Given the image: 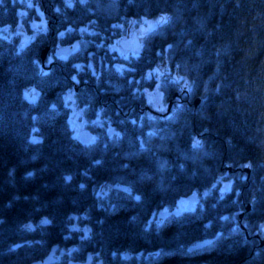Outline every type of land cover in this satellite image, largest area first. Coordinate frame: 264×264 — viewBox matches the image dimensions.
<instances>
[{
    "label": "trees",
    "instance_id": "1",
    "mask_svg": "<svg viewBox=\"0 0 264 264\" xmlns=\"http://www.w3.org/2000/svg\"><path fill=\"white\" fill-rule=\"evenodd\" d=\"M45 1L0 0V26L20 14L31 31ZM65 1L55 25L65 42L82 37L49 68L41 37L0 35V264L54 243L55 264L88 251L105 264H264V0ZM159 15L140 53L111 48L131 19ZM156 87L173 100L163 116L147 107ZM72 89L82 115L105 123H88L90 142L71 124Z\"/></svg>",
    "mask_w": 264,
    "mask_h": 264
},
{
    "label": "rangeland",
    "instance_id": "2",
    "mask_svg": "<svg viewBox=\"0 0 264 264\" xmlns=\"http://www.w3.org/2000/svg\"><path fill=\"white\" fill-rule=\"evenodd\" d=\"M22 2L24 1L25 4L28 5H34L35 2L38 3L39 0H21ZM34 1V2H33ZM41 1V0H40ZM33 2V3H32ZM40 4V3H39ZM37 5V4H36ZM39 13H41V17L38 18V16L34 19V21L36 20L35 23L36 24V28H40L41 30H43V28H45L47 26V18L43 15L42 13V9H41V5H37ZM30 9V7H29ZM161 17L164 18V20L166 19V17L164 15H159L156 17H147V16H142V17H135L133 19H131V32H129V34L132 33L133 30H137L138 34L141 37H144V35L150 31L151 29H153L154 27H156L159 23H161ZM34 22L31 24L33 25ZM39 29V30H40ZM46 30V29H45ZM127 33V32H126ZM125 33V34H126ZM128 33L126 35H129ZM0 35L3 37H6L8 39H14L16 36H19L20 38V44L21 46L29 43L31 41L32 38V33L30 31H28L27 26L23 23L22 18L19 17L18 20L16 21L15 24H4L0 26ZM115 46L118 48L119 44L116 40ZM52 59V56H51ZM47 63L48 59H47ZM156 71L158 72V69H156ZM25 93H27V96L29 98H34L36 97L37 93V89L34 86H29L25 89ZM148 100L150 102V104L152 105V107L156 110H160V111H166L167 107H168V102L164 101L161 96L159 95V89L153 88L152 90H148ZM65 99L68 102L69 105H71V114H70V121L71 124L75 130V133L77 134L78 131L82 128H89L92 131V128L89 127L88 123H93L95 125H98L99 127H105V123L100 121V120H88L87 118H85L82 114V111L80 108H78V106L75 103V96H74V90H70L68 92H66L65 94ZM110 124L106 125V128L109 129L110 128ZM93 132V131H92ZM93 135L96 136V134L93 132ZM230 180V179H229ZM229 180H225L223 179L222 182L223 184H228ZM179 207L180 209H185L187 207V199H181V201L179 202ZM27 226H31L30 224H28Z\"/></svg>",
    "mask_w": 264,
    "mask_h": 264
},
{
    "label": "water",
    "instance_id": "3",
    "mask_svg": "<svg viewBox=\"0 0 264 264\" xmlns=\"http://www.w3.org/2000/svg\"><path fill=\"white\" fill-rule=\"evenodd\" d=\"M120 44L123 48L132 50V51L137 52V53L141 52V50H142V38L138 35V32L136 30H134L131 35L123 37L120 40ZM49 48H50V46L47 45L42 49V52H41V60H42V63L44 65H45V60H46ZM69 51H70V47L68 45L59 46L57 48L58 54L68 53ZM187 82H188V78L186 77L184 80V88L186 87ZM177 94H178V92H176L175 95H177ZM199 101H200V97H196L194 100L195 105H197L199 103ZM172 102L173 101L170 100L166 111L163 112V115L168 114L171 111ZM114 130H115L114 127H111L109 129V133L112 134L114 132ZM78 137L83 142H90L92 139V132L87 128H83V129L79 130ZM226 168H227V173L229 174L232 171V166L229 163H227ZM245 170L248 173L250 172V168L248 166L245 167ZM114 187L126 188L127 185H115ZM188 199L190 200V205H191L193 203V201L198 199L197 193L194 192V193L189 194ZM250 206H251V204L249 203L247 205V209H250ZM166 212L167 211L162 210L160 212V216H165ZM243 215H244V211L240 213V218H242ZM242 226L244 227V224H242ZM213 240H214V237L204 238V239L198 240L195 244L190 246V249L201 247V246H203V245H205V244H207ZM59 249L61 250V252H63V249H61L59 243H54L50 247L49 251L43 257H40L38 259H34V260L30 261L28 264H55V262L58 260L57 253H58ZM128 254L129 253H126V255H128ZM68 264H105V263H104L103 257L95 258L94 254L91 251H88L86 254V257L83 259L69 258Z\"/></svg>",
    "mask_w": 264,
    "mask_h": 264
},
{
    "label": "flooded vegetation",
    "instance_id": "4",
    "mask_svg": "<svg viewBox=\"0 0 264 264\" xmlns=\"http://www.w3.org/2000/svg\"><path fill=\"white\" fill-rule=\"evenodd\" d=\"M71 4L74 3V1L76 0H70ZM81 2V0H79ZM86 0H83V2H85ZM66 4H68V1H65ZM82 2V3H83ZM44 12L46 13L47 10H49V13L51 15L47 16V26L45 28H43V30H36V32H32L33 33V37H41L43 39V42H44V45H49L50 48H49V51H48V54H47V59H49V57L52 56V59H51V62H55L56 58L58 57H65L67 56L68 54H70L71 52H74L77 48H78V43H79V38L82 37V34L79 32L80 36L75 34L74 33V40L70 43L68 42H65L66 40V28L65 27H59L57 28V25L55 21H59L60 20V8L58 5H55L54 2L50 1V7L48 9V6L44 7ZM91 10V9H90ZM52 16H54L55 18H53ZM71 29H75L76 27H69ZM79 29L83 28V26H79L78 27ZM46 29V30H45ZM122 29V27H121ZM64 33L63 36H60L59 33ZM129 34V32H131V25H129L126 29V31L124 33H121L117 36H113V40L111 41L110 43V46L113 50L117 51V54H122V55H128L130 53H133L131 50H127L125 48H123L120 44V40L126 36L127 33ZM126 33V34H125ZM110 37V36H109ZM116 40L119 44V47L117 48L115 46V43H116ZM60 45H69L70 46V52L69 53H66V54H57L56 53V49L58 46ZM48 63L46 62V65ZM151 112L153 114H157V115H161L163 116V111H160V110H156V109H150ZM160 218V217H159Z\"/></svg>",
    "mask_w": 264,
    "mask_h": 264
},
{
    "label": "snow or ice",
    "instance_id": "5",
    "mask_svg": "<svg viewBox=\"0 0 264 264\" xmlns=\"http://www.w3.org/2000/svg\"><path fill=\"white\" fill-rule=\"evenodd\" d=\"M81 2H83V0H81ZM29 7H31V5H29ZM163 21H164V18L161 17V22H163ZM33 27L35 28L36 25L34 24ZM59 35H60V36H63L64 33L61 32V33H59ZM57 54H58V53H57ZM62 58H66V57H62ZM48 62H49V63L51 62V57H49ZM74 67L79 68L80 65H74ZM154 71H155V70H154ZM72 79L75 80V79H76L75 76H73ZM25 95H27V93H25ZM150 102H151V100H150ZM66 179H70V177H68V178H66ZM81 187H83V185H81ZM136 198L139 199V197H136ZM44 222L47 223V221H44ZM262 227H264V226H262Z\"/></svg>",
    "mask_w": 264,
    "mask_h": 264
}]
</instances>
